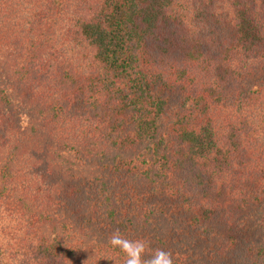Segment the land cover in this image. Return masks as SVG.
<instances>
[{
	"label": "trees",
	"instance_id": "1",
	"mask_svg": "<svg viewBox=\"0 0 264 264\" xmlns=\"http://www.w3.org/2000/svg\"><path fill=\"white\" fill-rule=\"evenodd\" d=\"M117 228L264 264V0H0V264H124Z\"/></svg>",
	"mask_w": 264,
	"mask_h": 264
},
{
	"label": "clouds",
	"instance_id": "2",
	"mask_svg": "<svg viewBox=\"0 0 264 264\" xmlns=\"http://www.w3.org/2000/svg\"><path fill=\"white\" fill-rule=\"evenodd\" d=\"M28 117H21V126L27 127ZM107 242L113 248H118L125 254L124 264H174V258L171 251L157 248L154 252L144 259L143 256L148 246L145 239H129L122 235L119 228L115 229L108 237Z\"/></svg>",
	"mask_w": 264,
	"mask_h": 264
}]
</instances>
